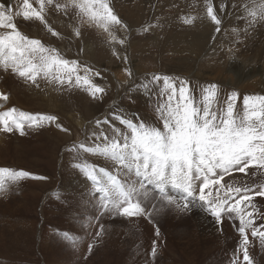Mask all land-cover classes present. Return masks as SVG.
<instances>
[{"label": "rangeland", "instance_id": "374dc122", "mask_svg": "<svg viewBox=\"0 0 264 264\" xmlns=\"http://www.w3.org/2000/svg\"><path fill=\"white\" fill-rule=\"evenodd\" d=\"M146 1H148L149 4L150 2L152 3L150 5V10L152 11L144 15V19L148 22L146 27L150 24L157 25L158 23L160 24L163 22L162 20H167V18L161 19L158 15L166 14L164 11L169 10L166 8V4L173 0H169V2H167V0H161L162 2L160 0ZM122 2L125 4H122ZM107 3L113 10L114 14L120 18L123 25L124 18L137 11V4L133 7V4L129 0H107ZM163 3H165V7H162L164 5ZM53 4L56 5L54 1ZM159 4H161V6ZM196 4L202 11H204V13L201 14L200 30L204 36L210 37L212 31L217 26L206 15V0H197ZM52 5L47 7L50 24H53L57 14V11L52 9ZM212 5L217 16L221 20V31L227 32V25L235 13L234 0H229L228 3L226 0H212ZM142 7H144V5ZM175 7L176 5L173 6L171 12ZM75 10L79 12V9ZM156 10H158V12H156ZM151 13L152 15H150ZM158 19L160 21H157ZM249 19V15L241 17L236 22L235 28H233L235 31H240V35L237 39V49L230 50L233 55L235 54L234 58L233 55L219 58L221 56V51L219 50V52H211V56L209 53H206L202 58L203 60H200L199 57H194L195 53H205V45L209 43V41H206L202 47L193 50L192 53L190 51V57L192 58L188 57V59L185 58V60L174 56L177 58L176 59L170 54H162L155 50H150V52L147 53L148 55L145 54V58L149 59V65L142 69L141 67L134 66V64L137 65L138 63L136 62L138 57L133 51L132 55L135 58H130V49H118L117 51L112 52L113 54L111 57L114 60H111L110 62H115V58H120L114 67L113 65L109 67L106 64H100L95 58L91 59L86 55H83L82 57L87 59L88 63L76 61L79 74L83 76L85 75L84 69H90L88 76L94 83L100 86L106 83L109 94L106 97L103 95V99L100 100V104L102 105L101 109L98 110L97 108H94V110L86 115L88 118L85 117V113L80 107H77L75 111L70 114H66L67 119L65 118V120H60L61 118L58 116L55 122L60 123V129L67 137V141L63 142V146H60L62 148L58 152H53L52 150L49 151L50 148L53 149L51 143L49 144V141L52 142L49 137L52 136V134H55L54 136H56L57 132H54L57 130L53 129L55 130L53 132L52 128L55 127L52 126H50V130L48 129L49 125L55 122L46 123V128L48 129L45 131V136H47V139L44 138L45 143L43 142V144H45V148L42 151V155L36 151V149L42 148L43 139L36 136L39 134L32 132L30 137L27 134L19 136L20 139L17 142H21L23 145L11 150V152H13V157L23 158L28 153L29 156L28 160L23 164V169H17L14 171L24 170L32 175L14 182L16 205L14 206L11 219L7 217L9 222L5 224L3 218L0 216V264H150V262H146L142 256H144V254H149L147 253L148 248L149 246H152L154 240L157 243L158 251L155 257H153L150 252L149 259L151 264H233V261L237 259V257L242 261V252L237 253V245L241 239L237 231L239 227L238 220L228 219L231 222V230L228 233H222L223 231L216 230V233H210V236L200 237L199 240H196L193 238L192 231H195L194 222L196 219L203 218L202 216L200 217L201 214L197 213L199 212V209H197V212L184 211V213L178 211L174 206L161 207L159 201L151 200V198V202L148 204L149 209H151L153 213L151 217L140 216L125 218L111 213L108 216L110 219L105 220L104 215L106 213L103 211L100 199L102 193L97 191L86 192L84 188H82L83 186L81 185L82 182L80 177L77 176V173L74 177L72 172L75 168L81 170V166L83 165H94L97 169L104 167L106 170H113V166L109 164L111 162L105 157L96 153H86L77 147L80 144L88 146L96 144L95 142L101 143L103 142L104 136L110 135L111 138L113 135L112 128H119V125H121L119 121L112 119V116L110 115V113L117 109H119L120 113L123 115L131 116L133 113H136L139 115L140 119L142 116L146 117L148 123L155 124L162 128V123H160L157 117L155 116V118L148 110V105H150L149 102L146 104L144 102L145 99H143L145 97H148L149 99L151 93L142 88L137 90L135 87V85H143L147 83L152 79L153 75H167L166 73L169 74L170 71L172 74V76L169 74L170 77L187 81L189 88L192 90L193 96H195L194 93L197 94V87L194 82L198 81V78L200 80L203 73H206L202 79H209L208 81L210 82L215 81L218 89L220 88L222 91V98L220 100L222 102H218L222 104L227 98V95L235 91L238 94V100L236 102L237 109L241 112L243 110V97L245 95H264V22L256 23L254 27H248L247 21ZM191 20L193 21V18ZM257 20H259V17H257ZM14 22L17 24V27H21L22 24L20 22L15 20ZM74 22L79 56H81L80 51L88 44L93 45L94 47H100L103 44L118 45L124 29L119 25H111L109 31H105L99 24L90 21L87 16L81 14L75 15ZM113 36L116 37L115 40L112 39ZM224 38L225 36L222 37V39ZM46 47L50 46L46 45ZM128 50L130 51L129 54L126 53ZM181 51L182 50H179V53H181ZM158 53L160 55H158ZM154 54L156 57H154ZM124 57H127V61L124 60ZM193 58L194 60H192ZM216 58L218 59V70L215 67H211V64L214 63ZM157 60L159 64L155 65L154 61ZM174 62L179 64H175ZM109 69H113L112 74L108 72ZM126 69L132 72L131 76H129ZM96 72H99V76L95 74ZM113 78L122 90L119 95L115 94L114 89L109 87V84L113 83ZM7 81L11 82L10 76L7 77ZM2 88L3 93L8 95L6 89L3 86ZM45 89V94L47 96L45 100L47 103V106L45 104V110L49 111L45 115L55 116L56 108H60L58 107L60 104L57 105L54 99L55 89L52 86V82H49L47 79L45 82ZM129 89H131V91H129ZM137 91L140 92V95L143 96L144 94L146 96H143V98L139 97ZM132 101L136 102V105H139H137V107L133 106L134 103H132ZM14 102H16V100H12L10 97L8 101H0V111L8 109L10 104ZM130 102L133 105H131ZM35 109L36 105L31 104L28 107L27 112L35 114ZM65 112H69V110ZM68 115H72L76 120L72 126L68 123V118L71 119ZM105 117H108V123H96L98 120L104 121ZM79 123H81L83 127H80V125H78ZM63 129H67V131H64ZM102 129L103 133L105 132L104 136L97 134V132L101 133L100 131H102ZM104 129L106 130L104 131ZM28 137L30 138V141L35 139L38 141L31 145L33 147L30 148L29 151L26 150V147L29 146L26 142ZM97 137H99V141L97 140ZM21 150H23L25 154L15 153L16 151ZM66 150L74 151L72 153L75 155L74 160L71 155L69 156L68 154L65 159L71 170L68 171L65 169L64 171H59L54 169V167L57 166L58 159L62 156L60 158L62 161L65 157V153L63 154L62 152H65ZM51 157L54 161L53 164ZM65 160H63V162H65ZM253 171H255V169H253ZM38 172L40 175H38ZM54 172H58V176L55 178ZM66 175L69 176V178L63 177ZM35 177H47V179H37ZM82 178H84L83 175ZM85 178H87L86 175ZM126 178L132 179V176L129 175L128 177H125V179ZM224 180L228 182L236 180L237 186H240L242 184L259 182L260 176H246L244 173H233L231 177L226 176ZM49 181H52V183ZM72 184L75 185H73L74 188ZM75 188L77 191L74 190ZM61 192L64 193L62 194L64 197L58 198L57 204H51L49 209L45 211L44 216L46 220H44L41 214H38L40 207L38 208L37 202L42 201L44 198L47 199L46 197L49 195L51 198H55ZM34 193L39 194L35 199L32 196ZM254 203L261 208V211H264V198L256 197ZM153 204L156 205V208H152ZM193 213H197L196 217L199 218L193 220ZM96 221L101 222V230L99 231H95L90 227V224ZM110 224H113L114 227L109 228L108 230L106 227L107 225L110 226ZM260 224H264V219L256 220V225L259 226ZM103 225L106 227L104 228ZM221 227L223 228V226ZM157 228L160 233L159 237L156 236ZM97 232L101 233L99 235L100 237L96 235ZM234 235L238 238L237 240L234 239ZM92 236H95V240H93L94 238ZM248 236L250 241V255L254 257V264H264V246H261L258 238L251 236L250 231ZM218 239H221L224 244L222 241L217 243ZM90 244L92 245L91 251H89ZM217 246L218 248L215 249ZM77 252L78 254H76ZM79 254L82 256L80 255L79 257ZM209 254H214L215 256L213 257ZM168 258H170V261L172 260L171 263L170 261L164 262V260H168Z\"/></svg>", "mask_w": 264, "mask_h": 264}, {"label": "snow or ice", "instance_id": "6c2138e0", "mask_svg": "<svg viewBox=\"0 0 264 264\" xmlns=\"http://www.w3.org/2000/svg\"><path fill=\"white\" fill-rule=\"evenodd\" d=\"M35 2L38 8L30 0H23L17 8L0 2V68L4 71L10 69L37 86L39 77L60 85L74 84L82 87L92 98L102 100L105 88L88 76L90 69L85 68V75L81 76L75 60L65 59L56 49L46 47L40 39L29 38L18 29L14 19L20 16L47 25L45 13L53 0ZM206 4V15L217 26L215 31L219 33L221 20L212 0H206ZM55 7L79 9L81 15L87 16L105 31H109L111 25L127 29L107 0H66ZM249 17L248 27L264 22V0L249 10ZM185 22L192 23L191 20ZM48 31L53 36L59 35L51 26H48ZM119 43L124 44L125 41L120 40ZM124 60L127 61V57ZM126 71L129 76L132 75L130 70ZM95 74L99 76V72ZM150 85L158 91L152 92ZM135 87L162 99L155 109L162 128L140 119L136 113L127 116L117 109L110 115L126 131L121 132L120 128L113 127L111 138L104 136L103 131L100 133L104 136L103 143L78 145V149L86 153L105 157L113 166V170L104 167L97 169L94 165L81 166L87 179L96 186V191L102 193L103 211L125 218L151 217L153 213L148 204L151 200H157L161 207L174 206L180 212L203 210L211 215L218 231H222L221 226L226 218L238 220L237 231L241 239L237 253L242 252L243 260L237 257L233 264H254V257L250 255L249 230L251 236L258 238L261 246H264V224L256 225V220L264 219V211L254 203L256 197L264 198V95H245L241 112L236 105L238 94L231 92L220 104L215 84L202 88L199 102L187 81L167 75H153L150 81ZM8 99V95L0 92V100ZM56 119L52 115L31 114L13 107L0 111V132L18 131L23 136L26 126L41 127L45 122H55ZM108 122V117H105L104 121L98 120L96 123ZM57 127L60 125L57 124ZM233 173L259 175L260 180L237 186L234 180H224ZM129 174L134 178L125 179ZM3 175L17 182L32 174L24 170L0 168V176ZM5 191L4 181L0 179V193ZM152 208H156V205L153 204ZM100 234L96 233L97 236ZM159 235L157 228L156 236ZM91 249L90 244L89 251ZM157 251L154 240L151 249L153 257Z\"/></svg>", "mask_w": 264, "mask_h": 264}, {"label": "bare ground", "instance_id": "6f19581e", "mask_svg": "<svg viewBox=\"0 0 264 264\" xmlns=\"http://www.w3.org/2000/svg\"><path fill=\"white\" fill-rule=\"evenodd\" d=\"M53 1L56 4L57 3L63 4L66 2V0H53ZM129 1L133 4V7H135V5L137 4V11L133 14H130V16L124 18V25H127V29H123V32L121 35V40H124L125 43L124 44L119 43L118 45L103 44L100 47H94L93 45L88 44V45L84 46L83 49L80 51L81 56L78 55L79 51H78L76 31H75V22H74L75 15L80 14L77 10L71 9V8L68 10L56 9L55 4H53L52 9L57 11V14H56V17L53 21V24H50L49 23V16H48V13L46 10L45 19L47 21V25L41 23L38 20H25L22 16L15 17L14 20L18 21L22 24L21 27H18V29L21 32H23L24 34L29 36V38L40 39L41 42L45 44V46L47 45V46L53 47L65 59L88 63V60L85 59L84 57H82L83 55H86L87 57H89L91 59L95 58L96 61H98V63H100V64H106L109 67L111 65H113V67H114V65H116V63H118V59H120V58H115V62L114 61L110 62L111 60H114L111 57V55L113 54L112 52H115L118 49H121V50L130 49L131 52L128 50L126 53L129 54V52H130L132 55L133 51H134L136 56L138 57V59L136 61L138 63H137V65L134 64V66L139 67V68L141 67V69H142V68H145L147 65H149V61H148L149 59L145 58L146 57L145 54L149 53L150 50H155V51L162 53V54L163 53L170 54L173 57L176 56L177 58H182L183 60H185V58L188 59V57L192 58V57H190V51L192 53L193 50H196L197 48L202 47L206 41H209V43L205 45V48H206L205 53H203V54H196L195 53L194 57H199L200 60H203L202 58L204 57V55L206 53H209V55L211 56V52L218 51V50L221 51L220 54L222 56V57L220 56L219 58H223L226 56L228 57L230 55H233V53H231L230 50L237 49V46H238L237 39L240 35L239 30L233 31L234 30L233 28H235V26H236V22L241 17L249 15V10H251L256 4L262 2V0H234V12L235 13L231 17V19L227 25V28H228L227 32L220 31L219 33H217L215 31V29H216L215 28L212 31L210 37H207V36H204L200 30L201 14H203L204 11H202L198 7V5L196 4L197 0H173L172 2L166 4V8H168L169 9L168 11L171 12L173 6L176 5L175 9L171 13L168 11H164V13H166V14H161V15L159 14L158 15V17H160L161 19L167 18V20L166 21L162 20L163 22H161L160 24L157 22L158 23L157 25H155V24L151 25L150 24L148 27H146L148 22L144 19V15L147 14L148 12L152 11V10H150V7H151L150 5L152 3L150 2V4H149V2L146 0H129ZM226 1L228 3L229 0H226ZM0 2H4L6 5H10L13 8H17L18 6L22 5L23 0H0ZM30 2L33 4L34 7H36V8L39 7V5L35 2V0H30ZM167 2H169V0H167ZM167 2H165V3H167ZM123 3L124 2H122V4ZM165 3H163L164 5L162 7H165ZM161 4H159V5L161 6ZM143 5H144V7H142ZM159 5H158V7L160 8ZM156 9H158V8H156ZM158 10H156V12H158ZM156 12H154V13H156ZM150 15H152V13ZM192 18H193V21L191 20ZM186 20H191L192 23H186L185 22ZM157 21H160V20L158 19ZM48 26H51L52 29L54 31H56L59 35L53 36L51 34V32L48 31ZM223 36H225L224 39H222ZM179 50H182L181 53H179ZM159 53H158V55H160ZM131 55H129L130 58H132V59L135 58L133 55L131 57ZM158 55H157V57H158ZM234 55H233V58H234ZM147 57H149V56H147ZM154 57H156L155 54H154ZM176 57H174V58H176ZM121 59L123 60L122 57H121ZM228 59H230V58H228ZM192 60H194V58ZM217 61H218V59L216 58L214 63L211 64L212 65L211 67H215L216 69L219 68V66L217 67ZM169 62H171V61H169ZM174 63L179 64L177 62H174ZM154 64L155 65L159 64L158 60L154 61ZM118 65H120V64H118ZM163 65H164V63H163ZM163 68H161V69H163ZM112 70L113 69H109L108 72L112 74L113 73ZM165 71H166V68H165ZM166 74H167V76H169V74H171V73L169 71V74L168 73H166ZM205 74L206 73H203V76H205ZM160 75H164V74H160ZM8 76L11 77V82L7 81ZM171 76H172V74H171ZM202 77L200 80L198 78V81L194 82L196 87H197V88L195 87L197 94L194 93V95H195L194 97H195L197 102H199L202 99L201 90L203 87L210 85V84H215V85L217 84L215 81L210 82V81H208L209 79L208 80L202 79ZM146 78H148V77H146ZM144 80H145V78H144ZM45 82H46V79L39 77L37 80V83L39 86H37V84H33L30 81H27L26 79L21 78L18 75L12 73L10 69L8 71H4L2 68H0V92H3V88H2V86H3L6 89V93L9 95V97L12 100H16V102L10 104L9 108L14 107L19 111L27 112L28 107L31 104H35L36 105L35 114H46L47 112H49V111L45 110V108L47 106V103L45 102L46 97H47L45 94V92H46ZM162 83L163 82H160L161 85H162ZM52 86L55 89L54 99H55L57 105L60 104V106H58L60 108H58V109L56 108L55 116L57 115L56 118H58V116H59L61 118L60 120H62V119L65 120L66 114H70L71 112L75 111V109L77 107H80L83 109V111L85 113V117H87V118H88V116H86V115H88L92 110H94V108H97L99 110L102 107V105L100 104L101 103L100 99L92 98L91 95L87 91H85L82 87H76L74 84L73 85H67V84L60 85L55 81L52 82ZM150 86H151V89H153V92L158 91V89L155 86H152V85H150ZM101 87L105 88V93L103 95L105 97L108 96L109 92H108V86L106 85V83H104ZM109 87L114 89L115 94H117V95H119L122 92V90L120 89L119 85L117 84L116 80H114V78H113V83L109 84ZM219 90L221 91V89L220 88L218 89V92H219V95L217 98L218 101H220L222 98V91L220 92ZM137 92L139 93V97L143 98V96H146L143 93H142L143 96L140 95L139 91H137ZM143 99H145L144 102L146 104H148V102H149L150 105H148V110L154 115V117L155 116L157 117V113H156L155 109L158 106V104L160 102H162V99L159 96H151V100L148 99V97H145ZM0 101H2V100H0ZM141 102H143V101H141ZM220 102H222V101H220ZM132 103H134V105ZM132 103H131V105L136 106V107H137V105H139V104L136 105V102H133V101H132ZM45 104H46V106H45ZM146 104H144V105H146ZM8 109H5V110H8ZM67 109L69 110V112H65V111H68ZM131 109H133V108H131ZM68 116H70V115H68ZM150 116H151V114H150ZM70 118L71 119L68 118V123H69V125L72 126L76 120L74 119V117L72 115L70 116ZM141 119H144L146 122H148V119L146 117L142 116ZM46 123L47 122H45L43 124V126H41V127L28 128L26 126V134L29 137H30V135H32V132H34V133L39 134L36 136H39L43 139L42 148L36 149V151L38 153H40L41 155L43 153L42 152L43 149L45 148V144H43L44 138L47 139V136H45V131H47L46 129H48V128H46L47 127ZM57 124L60 125V123H58V122L51 123L49 125V129H48V130H50V126H52V127H55V128H52V130L53 129L57 130V131L53 130V132L55 131L54 133L57 132L56 136H54L55 134H52V136L49 137L52 140V142L49 141V144L51 143V146H53V149L50 148L49 151L52 150L53 152L60 151L62 148L60 146H63V142L67 141V137L63 134L62 130L60 129L61 126L58 128ZM78 125H80V127L82 126L81 123H79ZM119 128L121 129V132L126 131V129L123 125H119ZM105 130L106 129H104V131ZM102 131H103V129H102ZM102 131H100V132H102ZM97 134L99 135L100 133L97 132ZM19 136H21V135L19 134L18 131L14 132V133L0 132V168H8L11 171H14L17 169H23V164L28 160L29 153L26 156H24L23 158H20V157H13V152H11L12 149H15V148L23 145V143L17 142L20 139ZM29 137L26 141L27 144L29 145L26 147V150H28V151L30 150V148L33 147V146H31L32 144L38 142L36 139L33 141H30ZM108 137L110 138V135H108ZM97 140L99 141L100 139H97ZM103 142H104V139H103ZM103 142H101V143H103ZM95 143H98V142H95ZM73 152L74 151H72V150H68V151L66 150L65 152L63 151L62 153L63 154L65 153L64 154L65 157L63 156L64 158L62 159V161L60 160V158L62 156L59 159L57 158L58 163H57V166L54 167V169L59 170V171H64L66 169V170L70 171L71 169L69 167V164L66 163L65 159H66L67 154H68L69 156L71 155V157L74 160L75 155L72 154ZM15 153L16 154H25V152L23 150L16 151ZM40 159H43V158H40ZM63 160H65V162H63ZM53 162L54 161L52 158V164H53ZM72 162H74V161H72ZM88 164H91V163H88ZM109 164H111V163H109ZM44 167H45V165H44ZM34 172H36V171H34ZM54 173H55L54 174L55 175L54 178H55L56 176H58V172H54ZM76 173H77V176L80 177L81 182H82V184L81 183L80 184L83 186L82 188H84V190L86 192H95L96 191V186L93 185L90 180H86L87 178H85V175L81 170H78L75 168V170L72 172V174H74V177H75ZM38 175H40L39 172H38ZM82 175L84 178H82ZM129 175L132 176L131 174H129ZM63 177L69 178V176H67V175L63 176ZM133 178L134 177L132 176V179ZM0 179H2L4 181L5 190H6L4 193H0V216L3 218V222L5 224H7L9 222L7 217L9 219H11V217L13 215V211H14V206L16 205L15 188H14V182L7 175L0 176ZM49 180H51V179H49ZM73 180H74V178H73ZM52 181H53V179H52ZM52 181L51 182L49 181V182L52 183ZM55 181H56V179H55ZM235 182H236V180H235ZM73 185L74 184H72V186ZM74 186H73V188H74ZM74 190L77 191L76 188ZM69 191H71V190H69ZM168 191L171 192V189H168ZM62 194H64V193L61 192L55 198H51L49 195L48 197H46L47 199L44 198V199H42V201L37 202L38 208L40 207L38 210V214H41V216L43 217L44 220H46L45 216H44L45 211L47 209H49L51 204L52 205L57 204L58 203L57 199L64 197V195H62ZM32 196L35 199L36 197L39 196V194L34 193ZM55 199H56V201H55ZM97 201H98V199H97ZM101 202H102V200H101ZM191 211L197 212V209H194ZM197 213L201 214L200 217L202 216L203 218L196 217ZM197 213H193L194 214L193 220L195 218H199V219H196V221L194 222V230L195 231H192L193 238L196 240H199L200 237H206V236H210L209 235L210 233H216V230H218V228H217V225L214 222L213 218L211 217V215L205 213L204 211H200V209H199V212H197ZM109 215H110L109 213H106L104 215V217H105L104 219L105 220L110 219V218H108ZM85 218H86V216H85ZM37 220H38V218H37ZM98 222L96 221V222H93L90 224V227L95 231L101 230L100 229V225H101L100 223L101 222H99V223ZM140 222H142V221H140ZM129 224H130V222H129ZM222 226H223V228H222L223 232L222 233H228L231 230V222L227 218L224 220V223L222 224ZM103 227L105 228L106 226L103 225ZM112 227H114V225L110 224V226L107 225L106 228H108V230H109V228H112ZM171 230H172V228H171ZM172 233H173V231H172ZM41 236H42V233H41ZM92 237L94 238L95 236H92ZM40 239H41V237H40ZM93 240H95V238ZM221 241H222L221 239H218L217 243H220ZM234 241H236V240H234ZM222 243H223V241H222ZM102 246H103V244H102ZM217 248H218V246L215 249H217ZM151 249H152V246H149L147 253L150 254ZM77 250H79V249H77ZM73 252H75V251H73ZM76 254H78V252ZM149 254H144V256H142V257L144 258V260L146 262H150V264H151V261L149 259ZM80 255L81 254H79V257H80ZM209 255L213 256V257L215 256L214 254H209ZM140 256H141V254H140ZM169 261H170V258H168V260H164V262H169ZM171 261H170V263H171ZM191 262H193V261H191ZM179 264H181V263H179Z\"/></svg>", "mask_w": 264, "mask_h": 264}, {"label": "trees", "instance_id": "16d2710c", "mask_svg": "<svg viewBox=\"0 0 264 264\" xmlns=\"http://www.w3.org/2000/svg\"><path fill=\"white\" fill-rule=\"evenodd\" d=\"M234 239H236V240H237L238 238H237L236 236H234Z\"/></svg>", "mask_w": 264, "mask_h": 264}]
</instances>
